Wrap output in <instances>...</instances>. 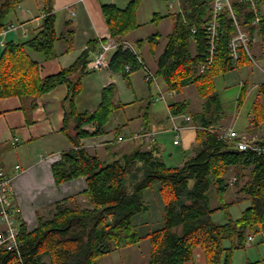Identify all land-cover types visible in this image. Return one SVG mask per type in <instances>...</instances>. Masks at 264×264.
Masks as SVG:
<instances>
[{
    "label": "trees",
    "instance_id": "1",
    "mask_svg": "<svg viewBox=\"0 0 264 264\" xmlns=\"http://www.w3.org/2000/svg\"><path fill=\"white\" fill-rule=\"evenodd\" d=\"M24 1L0 0V32L7 28L12 13ZM36 1L43 4L45 18L42 25L34 30L30 39L6 43L0 55V100L17 97L34 110L37 98L60 85H67L64 132L67 134L70 122L74 123L72 139L76 148L62 154L53 165V175L59 185L85 177L87 189L79 196L85 200L84 204L78 203L76 198L70 207L66 201L56 204L53 216L40 218L34 231H28L18 215V247L13 250L0 247V264H98L102 257L145 240H150L152 245L147 264H186L192 261L198 248L204 252L207 264H233L235 251L247 248L251 237L264 244V155L240 151L203 130L196 132L193 155L182 166L167 164L153 149L139 148L122 161L105 163L81 147L83 139L105 134L111 117L123 105L116 103L117 87L111 84L103 90L102 103L95 112L78 111L76 101L83 92V77L89 73L87 66L92 60L89 51L83 52L69 68L41 77L40 64L32 54L45 61L54 59L55 45L62 36L59 37L56 30L55 0ZM142 1L133 0L125 9L102 6L110 36L119 44L109 68L126 80L130 74L142 69L138 55L122 44L128 34L139 28L137 9ZM260 2L264 6V0ZM212 3L213 0H180L184 16L170 14L173 32L157 60L155 72V77L164 81L168 92L182 93L189 86L197 88L204 101L203 111L192 118L206 127L216 125L224 118L215 89L216 79L251 61L243 49L239 61L234 62L231 57L229 44L236 26L226 10L220 20L218 55L209 70L200 72L208 55L204 27L210 18ZM232 7L241 27L249 30L251 36L257 33L261 38L264 55V14L258 26H253V12L248 4L232 0ZM159 18L162 19L160 15ZM160 39L161 35L157 33L147 41H138L136 46L141 49L147 43L154 53ZM63 40L69 44L66 51H70L73 31H68ZM127 66L131 67L129 71ZM248 93L247 85L242 89L241 99H246ZM263 100L264 83L257 87L248 128L250 134L264 127ZM189 106L187 101L172 104L171 114H186ZM90 125H96L94 133L86 129ZM149 126L147 120L146 131ZM257 142L264 146V137ZM232 186L236 199L228 202L226 195ZM150 190L164 204L162 226L142 234L141 225L135 219L151 212L152 204L146 200ZM213 199L219 204L217 208L213 207ZM242 203L249 205L239 219H234L230 208ZM217 213L224 215L225 222L216 220ZM227 242L230 247L226 246Z\"/></svg>",
    "mask_w": 264,
    "mask_h": 264
},
{
    "label": "crops",
    "instance_id": "2",
    "mask_svg": "<svg viewBox=\"0 0 264 264\" xmlns=\"http://www.w3.org/2000/svg\"><path fill=\"white\" fill-rule=\"evenodd\" d=\"M132 1L55 0V11L53 13H55L57 19L56 30L58 36H62V39L55 45L56 57L54 59L45 61L41 56L32 54L33 59L40 64L41 77L46 78L69 68L83 55V52L89 51L90 58L94 59L103 44L115 41L110 36L108 25L102 14V6L114 5L119 9H125ZM162 1L143 0L137 9L139 28L132 31L125 38L126 42L138 48L136 46L138 41H147L157 33L161 35L162 38L154 53L147 43L137 50L142 55L147 68L153 71L154 75L157 70V60L164 52L168 43V36L173 32L174 27L169 10L165 14L162 13ZM166 7L168 8L167 1ZM262 11L264 14V6H262ZM159 15L162 19L159 18ZM44 18L45 13L42 2L36 0L22 2L12 13L7 28L0 34V55L6 43H20L30 39L35 34L34 30L42 25ZM167 18L172 20V27L170 30L163 32L161 31V24ZM147 29L152 33H149ZM244 30L249 32V30ZM68 31H73L70 51H66L69 48V44L63 40L64 35ZM252 38L251 51L253 58L255 56H264L262 54L261 38L257 33H254ZM115 52L117 51H109L107 54V65L102 69L87 70L89 73L83 77V92L78 96L76 105L80 113L95 112L102 103L103 90L107 86L114 84L118 92L116 103L123 105V107L115 115V122L109 124L105 134L83 139L80 143L81 147L86 149L91 155L99 156L102 162L105 163H111L115 160L122 161L140 147L144 151L153 149L161 157L166 156L171 161H174L176 159L174 152H169L168 146L163 143L167 140L164 136L174 134L172 144L177 147L183 145L184 153L183 157L181 156L175 161L178 165L174 166H182L185 160L193 155V148L196 147V134L184 132L178 136L182 140L181 145L175 144L176 134L172 132L171 127L173 121L169 119L176 116L171 115L170 105L188 100L177 101L178 99L175 98L176 93L166 91L167 87L162 79L156 77V81H148L146 72L143 69L130 74L127 80L124 79L123 75L112 72L109 64ZM237 69H240V66L234 70ZM125 81L132 85L136 92H140L146 103L139 104V101H137L133 106L131 102L122 101L121 90L124 88ZM262 83H264V75L259 83H252L251 85L249 80H243L239 86L235 85L232 89L224 88V95L219 94L224 118L216 124V127L233 128L240 134L250 136L257 141L264 137L257 134L258 132H264V127L254 130L252 134L249 133L251 111L248 120L242 122L243 128L241 131L235 128L241 107L244 105V101L247 100V98L241 99L243 87L248 85V88H250L248 97L253 93L257 94V87ZM125 93L127 94V92ZM67 97V85H60L52 90L51 93L49 92L37 98V107L34 110L30 109L29 103L24 104L17 97L0 100V169L12 179V203L14 207L21 210L19 214L20 221L25 224L28 231H34L38 228L40 218L50 219L54 214V206L56 204L66 201V205L69 207L73 206V198H76L78 203L85 202L83 198L79 197L87 189L85 177L81 176V178L59 185L55 182L53 175V165L61 159L62 154L76 148L72 139L75 136L74 123L70 122L67 134L64 132L65 117L68 110ZM155 102L159 103V106H153L152 104ZM201 102V108L195 114L203 111L204 101L201 99ZM162 103L164 107L161 105ZM132 107L138 108L133 112L131 111ZM187 115L189 116L188 113L183 114V116ZM147 120L150 121V126L146 132H158L156 133L157 143L153 145L145 142L143 138L138 137L139 139L135 140L136 133L145 129L144 124ZM176 122H180V119ZM163 128H168L170 131L164 133L162 132ZM86 129L90 133H94L96 125H90ZM118 132L119 134H117ZM147 197L146 200L152 204V210L155 209L159 216H162L164 204L159 201L158 196L153 194L151 198L147 199ZM218 215L220 213H217L215 217ZM139 224L141 228H152L154 225L151 219L140 220ZM1 229L2 225H0V232ZM145 232L148 233L150 230L145 229ZM254 240L249 241L248 248ZM129 249L126 248L121 251H128ZM130 256V252H127L125 257L130 260ZM103 258L105 257L101 259ZM260 258L255 257V259L243 261L241 264H255V262L264 264V258ZM47 259H45L46 262H48ZM148 260L145 261V264H147ZM237 262V254H235L234 264H238ZM186 264H207V259L202 249L198 248L192 261Z\"/></svg>",
    "mask_w": 264,
    "mask_h": 264
},
{
    "label": "rangeland",
    "instance_id": "3",
    "mask_svg": "<svg viewBox=\"0 0 264 264\" xmlns=\"http://www.w3.org/2000/svg\"><path fill=\"white\" fill-rule=\"evenodd\" d=\"M162 4H163V6H162L161 10H162V13L165 14L166 12H168L169 9L166 7V1L165 0L162 1ZM169 12H170V10H169ZM171 21L172 20L170 18H167V19L163 20V22L161 24V31L164 32V31L170 30L171 27H172V22ZM147 30L149 31V33H152V32H150L149 29H147ZM147 30H146V32H147ZM145 34L148 35L147 33H145ZM141 57H142V55H141ZM254 59H255V61L251 60L249 62L241 64L240 65V69H237V70H234V71L228 73L227 75H225V77L217 78L216 79V88L215 89H217L218 94L224 95V91H225L224 88L232 89V88L235 87V85L239 86L240 82L243 81V80L244 81L245 80H249V83L251 85H252V83L253 84L254 83H259V81L262 80L263 75H264V73H263V70H264V56H262V57H256L255 56ZM151 72H153V71H151ZM125 83H124L123 90H121L122 91V101L123 102H126V103L131 102V104L133 106L137 103V101H139V104L143 103V102L146 103L145 99H143L141 97L140 92H138V91L136 92V89H134L133 86L129 85L126 81H125ZM196 89L197 88L195 86H191V87H188V89L187 88L184 89V91L182 93H177L176 92V97L175 98L178 99L177 101L185 100V99L188 100L187 102H188V104H190V106H189V112H187V113L189 114V116L191 115L190 117H192L196 113V111L201 108V103L202 102H201V99L199 98V93H198V91ZM249 91H250V88H249ZM125 92H127V94ZM173 93H175V92H173ZM177 94H179V95H177ZM156 96H157V94H156ZM255 98H256V94L253 93V94H251V95H249L247 97L246 101H244L245 103L241 107L240 114L237 117V121H236L235 128L238 131H241V129L243 128L242 122H245V121L248 120L249 113H250V111L252 109V104L255 101ZM152 105L153 106H159V103H154ZM161 105L164 107L163 103ZM138 107H132L131 111L134 112L135 110H137ZM117 113H115L111 117V120H110L109 124L110 123L112 124V123L115 122V118H116L115 115ZM172 116H174V115H172ZM182 117H184V116L183 115L182 116L180 115V117L176 116V118H178L177 121L180 119V122H183L184 118H182ZM169 120L173 121V124L171 125V127L173 129V127L175 125H177V124L174 123V120L172 118L169 119ZM192 122H193L192 125H194V126L201 125V124H198V123L194 122V120ZM149 123H150V121H149ZM109 124H108V126H109ZM226 129H229V128H222L221 130L224 131ZM199 130L200 129H190L189 128V129H186V130H181L179 132V135H181L184 132H186V133L190 132V133H193L195 135L196 132L199 131ZM166 131H170V129L163 128L162 132L165 133ZM162 132H160V133H162ZM156 133H158V132H146V129H143L140 132L136 133L135 140L139 139V138H143V140L145 142H147L150 145H153V144L157 143V139H156L157 138L156 137L157 134ZM257 134L261 135V136L262 135L264 136V132L263 131L262 132H258ZM164 137L167 140L163 142L162 138H161V141L163 143H166V146H168L169 152H174L173 154H174L176 159L174 161H171L169 158L164 156L163 160L169 165H178V163L175 162V161H177V158H180L181 156L182 157L184 156L183 145H181V141L182 140L180 139V137H178V141H179V144L181 146L177 147V146H174L172 144V141H173V138H174V134L166 135ZM248 137L252 138L250 136H248ZM169 152H168V154H169ZM0 170H2V169H0ZM229 177L230 178L232 177V173L229 175ZM235 192H236L235 188L232 186L230 188V190L228 191L227 195H226V200L228 202H231V200L233 201V199L234 200L236 199V193ZM148 195H147L148 196L147 199L149 197L151 198V196L153 195L151 190H150ZM154 198H155V196H154ZM213 201H214L213 206L215 208H217L219 206L218 202L216 201V199H213ZM84 203L85 202H83V204ZM248 204L249 203H242V204H238V205H235V206L231 207L230 208V213H231L232 217L234 219H238L241 216L242 211L246 207H248ZM161 217L162 216L161 215L159 216L157 211L155 209H153L150 213L142 214V215L136 217L135 220L137 222H140V220H149V219H151L153 221L154 225L152 226V228L151 227L150 228H140L141 229V233L144 234V233H146L145 229H148V231L149 230L150 231L151 230L155 231L156 229L160 228L162 226ZM223 217H224V215H222L220 213V215L216 216V220L219 221L220 223H223V222H225ZM0 225H2V229H1V232H0V234H1L8 228V225L5 224V223H2V222H0ZM248 245H249V243H248ZM226 246L230 247V243L227 242ZM129 248L130 249L128 251H119V252L115 253L112 256L110 255V256H107V257L101 259L98 264H145V261H147L149 259V253H150L149 251L152 249V245H151L150 240H146V241L142 242L141 244H139L138 246H133V247H129ZM241 250L242 251H239V250L235 251V253L233 255V264H234L235 254H237V260H238L237 263L238 264H241L243 261H248L250 259L253 260V259H255V257H258V259L260 257L264 258V244H259V239L258 238H256L253 243H250L249 248L247 247L244 250L243 249H241ZM246 250H248V251H246ZM127 252H130V255H131L130 256L131 257L130 260H127L126 257H125ZM255 264H260V262H255Z\"/></svg>",
    "mask_w": 264,
    "mask_h": 264
},
{
    "label": "built area",
    "instance_id": "4",
    "mask_svg": "<svg viewBox=\"0 0 264 264\" xmlns=\"http://www.w3.org/2000/svg\"><path fill=\"white\" fill-rule=\"evenodd\" d=\"M168 8L172 14H182L184 16V11L181 8L180 0H166ZM243 4H248L253 12V26H258L260 23V18L263 15L262 5L260 0H239ZM228 10L230 12L231 18L236 26V33L230 41L229 49L231 57L234 62L241 59L240 51L243 49L246 54L254 61L251 48L249 47L253 41L251 34L245 31L240 23L238 22L233 7L232 0H213L212 12L210 18L205 24V33L208 40V55L205 61L200 66V72L204 73L211 66H213L216 56L218 55L217 41L220 36V20L223 13ZM15 29V28H12ZM196 31L194 30V33ZM2 32H0L1 34ZM124 48H129L138 55L142 69L146 72V78L148 81L156 80L154 73H152L149 68H147L145 62L143 61L138 49L131 43L124 41ZM119 44L116 41H111L108 44H103L101 50L97 53L94 59H92L88 66V71L100 70L105 65H107V54L111 50H116ZM131 67L127 66L126 70H130ZM183 122H177L176 117H172L174 123L177 124L173 127L172 132L176 134L175 144H179L178 136L181 130L186 129H200L207 131L211 134L216 135L219 139L224 140L230 144H233L240 151H251L258 155H264V146L260 145L256 139L249 138L246 135L240 134L233 128L226 130H221L222 128L216 125H210L208 127L203 125H192V117L184 116ZM12 179L3 171L0 170V222L8 225V228L0 234V247L7 250H13L18 247L17 237L19 235V222L16 220L17 216L21 213L19 208L13 206L12 203ZM17 225V226H16ZM253 238L251 237L250 240Z\"/></svg>",
    "mask_w": 264,
    "mask_h": 264
},
{
    "label": "bare ground",
    "instance_id": "5",
    "mask_svg": "<svg viewBox=\"0 0 264 264\" xmlns=\"http://www.w3.org/2000/svg\"><path fill=\"white\" fill-rule=\"evenodd\" d=\"M184 7V6H183ZM185 8V7H184ZM162 38V37H161ZM156 103V102H155ZM182 119V118H181ZM193 154V153H192ZM249 241V240H248Z\"/></svg>",
    "mask_w": 264,
    "mask_h": 264
}]
</instances>
